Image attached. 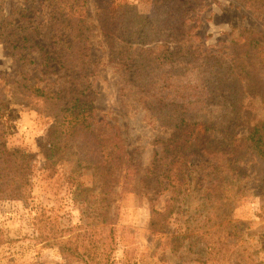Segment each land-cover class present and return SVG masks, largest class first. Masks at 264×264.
<instances>
[{"label":"rangeland","instance_id":"rangeland-1","mask_svg":"<svg viewBox=\"0 0 264 264\" xmlns=\"http://www.w3.org/2000/svg\"><path fill=\"white\" fill-rule=\"evenodd\" d=\"M2 1L8 14L21 13L15 17L17 23L38 27L35 42L51 51L50 1ZM100 1L88 0L93 71L89 81L94 91L89 100L95 115L89 123L94 132L69 114L63 117L54 105L21 98L16 90L17 82L23 81L54 93L62 90V98L68 101L81 84L74 85L64 67L46 61L38 50L29 56L32 64L24 65L0 43L6 144L10 150L30 155L33 163L29 198H0V264H84L63 256L60 246L66 242L68 247L87 248L92 264H264V170L238 141L264 122V79L258 77L254 94L247 90L242 94L239 120L227 109L217 108L214 119L193 121L197 124L188 129L187 139L199 144L226 137L228 126L236 123L232 144L214 148L219 152L216 162H228V177L223 182L221 172L207 167L185 169L180 196L175 199L171 186L160 177L161 166L155 163L164 151L162 142L174 131L150 119L109 53L97 10ZM114 1L135 6L141 16H155V0ZM188 9L184 48L218 56L229 65L231 51L236 49L233 40L243 31L258 33L264 44V16L242 0H193ZM245 42L238 43V49ZM190 69L181 80L194 85L199 71ZM103 118L112 126L106 132L109 138L114 143L119 135L125 163L131 162L130 169L123 166L115 178L106 180L97 139L104 135V123L99 124ZM210 123L217 125L215 129ZM213 183L225 188L216 190ZM153 209L165 218L162 229L152 226Z\"/></svg>","mask_w":264,"mask_h":264},{"label":"trees","instance_id":"trees-1","mask_svg":"<svg viewBox=\"0 0 264 264\" xmlns=\"http://www.w3.org/2000/svg\"><path fill=\"white\" fill-rule=\"evenodd\" d=\"M49 34L52 50L46 51L35 42L38 27L17 23L18 11L8 14L5 3L0 0V43L19 56L21 62L32 64L30 54L38 50L46 61L57 62L65 68L74 85L79 89L70 100L62 98L64 91L50 92L46 88L17 82L16 90L21 98L36 99L60 109L63 117L69 114L75 122L93 130L89 121L95 119L93 103L89 97L94 94L90 78L91 44L89 38L88 0H49ZM193 0H155V16H141L131 4H120L114 0H101L97 6L101 30L107 49L120 65L124 77L135 93L150 119L163 129L174 134L163 141L164 151L155 163L161 166L162 180L168 182L173 193L180 196L178 189L183 183L185 169L188 171L207 170L221 172L223 182L227 179L228 162H216L215 147L231 143L234 127L228 126L226 137H213L199 144L187 139V131L198 119H214L218 109H227L240 119L242 94L247 90L254 94L258 77L264 79V44L254 31H243L233 40L235 50L231 51L229 65L215 55L198 54L192 47L184 48L183 39L188 35L186 23ZM253 12L264 16V0H242ZM21 18V17H20ZM26 18V16H24ZM22 22V21H21ZM246 40L238 49L240 42ZM27 52L28 54H23ZM47 64V63H46ZM50 65V64H49ZM199 71L196 84L185 82L181 77L189 71ZM258 75V76H257ZM200 78V79H199ZM1 87V86H0ZM0 88V198L27 200L31 192L33 163L30 155L21 150H10L6 144V124L3 121L4 96ZM22 100V99H21ZM66 114V115H65ZM104 123L103 138L97 136L103 149L101 167L104 179L115 178L123 166L130 169L131 162L125 163V153L119 135L113 143L109 138L111 124ZM215 129V123H210ZM208 132V125L205 127ZM97 134V133H95ZM246 154L264 170V122L249 129L248 136L238 140ZM213 143L218 145L211 146ZM232 144V143H231ZM234 148L233 146L229 147ZM240 149V147H238ZM233 150V149H232ZM238 160V159H237ZM130 173H127V177ZM217 183V182H215ZM213 183L212 188L215 187ZM220 186V185H219ZM217 187L225 188L221 185ZM216 191H211L214 195ZM207 200H210L208 197ZM161 211L153 209V227L162 229L165 218ZM61 245L66 259H87L89 250L78 246Z\"/></svg>","mask_w":264,"mask_h":264}]
</instances>
